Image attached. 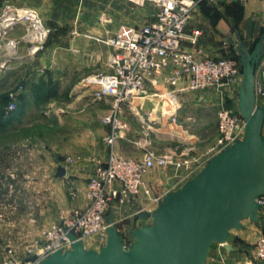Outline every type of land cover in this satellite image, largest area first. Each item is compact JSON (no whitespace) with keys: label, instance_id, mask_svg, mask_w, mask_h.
<instances>
[{"label":"built area","instance_id":"1","mask_svg":"<svg viewBox=\"0 0 264 264\" xmlns=\"http://www.w3.org/2000/svg\"><path fill=\"white\" fill-rule=\"evenodd\" d=\"M123 1L134 7L153 6V19L143 24H120L112 34L98 39L111 50L106 61L107 71L87 75L81 81L82 88L91 90V102L107 100L109 103L108 112L101 118L102 124L109 126V132L102 138L111 149L107 161L97 163L88 178L86 206L59 212L58 222L42 228L40 242L27 249L28 255L24 259H13L11 248L6 247L4 264H37L56 251L70 250V234L83 243L85 239L95 237L104 244L107 210L113 203L122 204L137 197L141 189L148 193L144 178L152 170L167 167L195 176L210 159L244 136L245 123L236 101L233 105L220 103L215 140L196 158L189 155L195 139L177 123L176 114L183 93L223 87L232 92L234 87L240 86V62L230 56L204 57L198 47L201 30L193 28L187 31L194 9L202 0ZM235 1L245 3L251 0ZM17 26L24 28L27 55L33 58L42 52L50 30L37 11L23 5L3 4L0 8V42ZM7 45L8 51L15 54L17 42L9 40ZM24 91L25 86L21 83L6 92L9 100L4 108L6 115L17 109L19 97ZM258 95L264 98V55L256 67V101ZM147 97L155 101L154 105H159L160 114H156L155 108L147 114L142 137L136 141L139 148L144 149L142 158H128L113 150L114 143L127 128L120 117V109L125 103ZM166 127L179 131L180 136L170 137L190 143L181 149V154L188 157H177V147L159 155L148 149L151 144L148 132L162 135ZM66 161L72 162V159L67 158ZM116 183L119 188L114 186ZM164 194L158 196L154 203L157 204ZM256 202L260 206V216L264 211V193ZM123 248L126 249L125 246ZM33 257L34 261L31 260ZM245 264H264V232L254 242L253 255Z\"/></svg>","mask_w":264,"mask_h":264},{"label":"crops","instance_id":"2","mask_svg":"<svg viewBox=\"0 0 264 264\" xmlns=\"http://www.w3.org/2000/svg\"><path fill=\"white\" fill-rule=\"evenodd\" d=\"M8 1L1 0L0 7ZM14 3L36 10L43 24L50 30V35L45 51L31 58L27 55V45L23 40L24 28L17 26L7 34L10 40L17 42V52L21 55L17 59L27 61V66H25L27 69L25 91L18 100L20 113H15L5 128L16 127L21 122L27 121L26 118L30 120V114L34 110H38L39 117L45 119L49 126H55L56 134L57 131L63 133L62 136L56 135V140L51 142L50 148L54 150L52 154H37L38 158H41L48 166V176H50L49 180H43L44 182L40 183L46 187L54 185L56 189L59 185L62 188V184H65L69 187L71 194L68 197H63L61 193L58 196L61 201L60 205L65 207V210L83 208L87 204L88 178L93 174L97 163L107 161L111 150L103 143L102 139L109 132V126L103 125L101 122V118L108 112L109 103L107 100H103L92 105L86 104L81 99L83 96L77 94L72 88L73 83L68 81H71L73 76H77L80 69L88 72V74L106 72V61L111 50L98 39L106 38L112 34L120 24H140L141 15L134 10L132 5L123 0H15ZM263 9L264 3L261 0L249 2L245 7L244 15L247 21L250 19V25L258 21L257 18L264 13ZM191 23H189L187 31L193 28L200 29L198 47L203 52L209 50V38L203 34V27L200 28L196 24L193 26ZM222 28L221 25L217 26L219 32L225 31ZM253 32L254 29L252 30V26H250V36H253ZM262 49L264 55V37ZM3 75L5 73L0 72V77ZM221 91L206 89L182 94L185 95V105H190L194 109H189L190 113L185 115L180 114L182 112L179 114L177 112V123L188 133L191 132L190 136L195 139L192 142L193 150L189 153L194 154L193 157L195 158L205 152L217 135V128L208 138L201 135V129H204L206 124L196 114L195 109L219 105L222 100ZM154 103L155 101H151L147 97L121 106L120 117L127 124V128L114 143L113 150L115 152L134 159L142 158L144 149L139 148L136 141L142 137L144 124L147 123L146 117L150 110L155 108L156 114H160L159 105H154ZM32 121L35 120L31 119L30 122ZM192 127L197 128V130L192 131ZM148 138L151 142L148 149L157 155L177 147V157H188L181 154V149L188 147L189 142L176 140L177 145L172 146L173 144L168 142L161 148H157L159 143L166 141L165 135L149 131ZM190 156L192 157V155ZM49 158L51 159L50 162H48ZM67 158L72 159V162L66 161ZM59 166L65 169L63 177L57 175ZM178 170L180 169H161L157 176H153L150 172L144 178V187L152 188L163 183H169V185L175 182L181 183L183 179L173 177ZM20 175L23 180L29 178L24 172L22 174L18 172L10 174L12 183L8 184V190H20V187L26 189L25 186L18 184ZM114 186L119 188L118 183ZM146 199L147 197L141 189L137 197L127 199L122 204L113 203L107 210L105 218L111 217V223L119 235L124 230L130 237L135 229L146 225L145 221L137 218L138 210L141 208L145 211H152L156 207V204L147 207ZM19 205L18 203L13 207L14 212L18 213L14 220L11 218L12 222L28 217L27 211L24 209L25 205ZM35 219L39 228H46L58 222V215H56L53 207H44ZM263 232L264 220L250 232V236L243 231V234L233 235L231 241L228 238L227 242L232 251H227L220 244H218L220 248L214 250L210 248L205 264H245L248 258L253 255L254 242ZM246 239H250V242ZM248 243L250 246H247ZM84 245L87 249L98 250L103 244L96 238H91L86 243L84 241Z\"/></svg>","mask_w":264,"mask_h":264},{"label":"water","instance_id":"3","mask_svg":"<svg viewBox=\"0 0 264 264\" xmlns=\"http://www.w3.org/2000/svg\"><path fill=\"white\" fill-rule=\"evenodd\" d=\"M263 37L264 32L253 48L241 41L235 48L241 67L236 100L245 123L243 138L179 189L165 193L155 209L140 208L137 218L150 224L132 232L135 240L126 249L107 216V237L100 249H87L70 234V250L56 251L37 264H205L213 243L232 251L227 241L232 230L243 229L242 221L262 223L256 199L264 193V105L256 102L255 77ZM64 174L59 166L57 175Z\"/></svg>","mask_w":264,"mask_h":264},{"label":"rangeland","instance_id":"4","mask_svg":"<svg viewBox=\"0 0 264 264\" xmlns=\"http://www.w3.org/2000/svg\"><path fill=\"white\" fill-rule=\"evenodd\" d=\"M261 1L264 3V0ZM14 2L15 0L8 1V3L18 5ZM249 2L250 1L239 3L235 0H213L212 2L202 0L198 3L197 7L194 9L190 23L192 22L191 24H193V26L196 24L200 28L203 27V34L207 35V38H209L210 49L205 52L201 50L204 57L236 56L237 52L235 48L238 46V41H241L248 49L255 45L257 39L264 30V13L257 18V22H253L250 25V19L247 21V18H245L244 15L245 7ZM5 3L7 2H4V4ZM132 7L141 15L140 24L150 22L153 19L155 14V8L153 6L148 4L142 8ZM218 25L223 26L225 31L219 32L217 30ZM250 26H252V30L254 29L253 36H250ZM48 37L43 51H45ZM9 40L8 36H6L0 42V72L5 73V75L0 77V96L6 94L8 90L14 88L18 84L22 83L26 86L25 74L27 68L25 66H27V61L17 59V57L21 56L19 52L16 51L14 54L8 51L7 43ZM87 75L90 74L80 69L79 74L73 76V79L68 82L73 83L74 86L72 88L77 94L79 93L83 96L81 99L86 104L92 105L94 102H91V90L89 88L81 87V81ZM238 89L239 85L238 87H234L232 92L229 91V88L227 87L219 89L220 91L223 90L221 91V102H226L232 105L235 104V101L237 102L236 98ZM184 96L182 95V97H180V107L177 110L178 114L182 112L180 114L183 115L190 113L189 109L193 108L190 105H185L186 101ZM66 99L68 98L66 97ZM256 102L258 105H264V98L258 95ZM219 106L220 104L195 109L196 114L200 116L206 124L203 127L204 129H201V135L205 138L210 137L214 129L217 127V111ZM39 114L38 110H34L29 118L30 120L33 119L35 121L30 122V120L26 118L27 121H24V123L21 122L16 125V127H2L0 129V174H4L7 178H11L10 174L15 172L22 174L24 172L29 176L28 180H23L21 175V178H18V184L25 186V190L20 187V185V190L7 189V193L0 200V264H4V258L7 255L4 253V250L8 246L12 250L11 256L13 259H24L28 255L27 249L35 242H40L41 239L42 228H39L36 223V215L44 209V207H53L56 215H58L59 212L65 210V207L60 205L61 201L58 196H60L61 193L63 194V197H68L71 194L69 187L65 184H62V188H60L59 186L61 185H59L56 189L54 185H48L46 187L44 184L40 183L44 182L43 180H49L50 176H48V166L45 165L41 158H38L37 154H52L54 150L50 148V144H52L51 142H53L54 139L56 140V135L62 136L63 133L57 131L56 134L55 126H49L45 119L39 117ZM195 129L197 130L195 127L191 128L192 131H195ZM168 130L169 127H166V129L162 131V135H165L166 141H164V143H159L157 148H161L168 142L173 144L172 146L177 145L175 138H170L171 133H169ZM189 135H191V132ZM189 155H192L193 157L194 154ZM50 161L51 159L49 158L48 162ZM163 169H167V167ZM151 172L153 176H157L161 172V169H154ZM193 176V174L187 175L183 170H178L173 177L183 179L181 183L175 182L172 185H169V183H163L152 188H145L148 190V193L146 194L145 190H143L147 197L145 204L147 207L154 206V200L158 196L173 189H177L184 181ZM15 178L17 179V177ZM2 182L4 185L5 180L3 179ZM18 203L20 204L19 206L25 205L24 209L27 211L26 215H28V217H24V220L20 218L18 221L12 222L11 218L14 220L18 213L14 212L13 207ZM260 217L262 219L264 218L263 210L260 213ZM146 224H150V220L146 221ZM242 226V230H232L230 232V241L232 240L231 237H233V235L243 234V231L250 236V232L256 229L259 226V223L251 222L246 219L242 221ZM120 234L122 245L126 248L135 240L132 236L128 237L124 230L121 231ZM91 238L95 237H90L88 239ZM88 239H85V243ZM246 240L250 242V239ZM247 246H250V244L248 243ZM210 248L214 250L215 248L220 247L218 244L213 243Z\"/></svg>","mask_w":264,"mask_h":264},{"label":"trees","instance_id":"5","mask_svg":"<svg viewBox=\"0 0 264 264\" xmlns=\"http://www.w3.org/2000/svg\"><path fill=\"white\" fill-rule=\"evenodd\" d=\"M230 57L236 58L240 62L238 55L230 56ZM8 101L9 100H8L6 94H3L2 96H0V128L5 127L11 121V119L13 118V115H15V113L16 114L20 113L19 112V106H17V109L14 112H12L9 115H6L4 108L8 104ZM3 179L5 180V184H4L5 186L3 185V182H2ZM9 183H12V180H10V178H7V176H5L4 174H0V200L7 193Z\"/></svg>","mask_w":264,"mask_h":264},{"label":"bare ground","instance_id":"6","mask_svg":"<svg viewBox=\"0 0 264 264\" xmlns=\"http://www.w3.org/2000/svg\"><path fill=\"white\" fill-rule=\"evenodd\" d=\"M9 49H10V47H9ZM173 127H169V133H171V135H177V136H180V134H179V131H178V129H172ZM172 129V130H171Z\"/></svg>","mask_w":264,"mask_h":264}]
</instances>
